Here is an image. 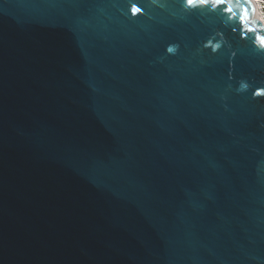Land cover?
<instances>
[{
	"label": "water",
	"instance_id": "95a60500",
	"mask_svg": "<svg viewBox=\"0 0 264 264\" xmlns=\"http://www.w3.org/2000/svg\"><path fill=\"white\" fill-rule=\"evenodd\" d=\"M231 6L0 0V264H264V27Z\"/></svg>",
	"mask_w": 264,
	"mask_h": 264
},
{
	"label": "snow or ice",
	"instance_id": "6c2138e0",
	"mask_svg": "<svg viewBox=\"0 0 264 264\" xmlns=\"http://www.w3.org/2000/svg\"><path fill=\"white\" fill-rule=\"evenodd\" d=\"M186 4L189 7H207L211 6L213 9L220 8V6H224L223 10L231 14L232 16L237 15L235 9L231 6V0H185ZM248 0H244V3L247 4ZM143 11L142 8L136 7L133 5L132 7V13L138 14ZM240 21L245 25L247 28V31L255 33L257 29L255 27H248L250 24L249 20V8L244 6L242 7V14L239 16ZM257 40L259 41L260 47L264 48V36H258ZM216 47H219V45H216ZM173 48H168V52H173ZM257 95H264V90H261L260 92L256 93Z\"/></svg>",
	"mask_w": 264,
	"mask_h": 264
},
{
	"label": "bare ground",
	"instance_id": "6f19581e",
	"mask_svg": "<svg viewBox=\"0 0 264 264\" xmlns=\"http://www.w3.org/2000/svg\"><path fill=\"white\" fill-rule=\"evenodd\" d=\"M255 4V18L259 19L264 27V13L259 0H253Z\"/></svg>",
	"mask_w": 264,
	"mask_h": 264
},
{
	"label": "built area",
	"instance_id": "2783aa9c",
	"mask_svg": "<svg viewBox=\"0 0 264 264\" xmlns=\"http://www.w3.org/2000/svg\"><path fill=\"white\" fill-rule=\"evenodd\" d=\"M260 1V3H261V8H262V10L264 11V0H259Z\"/></svg>",
	"mask_w": 264,
	"mask_h": 264
},
{
	"label": "rangeland",
	"instance_id": "374dc122",
	"mask_svg": "<svg viewBox=\"0 0 264 264\" xmlns=\"http://www.w3.org/2000/svg\"><path fill=\"white\" fill-rule=\"evenodd\" d=\"M263 11V10H262ZM263 13H264V11H263Z\"/></svg>",
	"mask_w": 264,
	"mask_h": 264
}]
</instances>
